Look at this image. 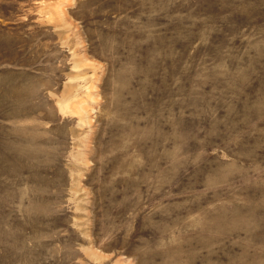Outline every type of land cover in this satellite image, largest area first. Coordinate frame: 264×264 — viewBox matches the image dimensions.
<instances>
[{"label":"rangeland","instance_id":"1","mask_svg":"<svg viewBox=\"0 0 264 264\" xmlns=\"http://www.w3.org/2000/svg\"><path fill=\"white\" fill-rule=\"evenodd\" d=\"M0 264H264V0H0Z\"/></svg>","mask_w":264,"mask_h":264}]
</instances>
